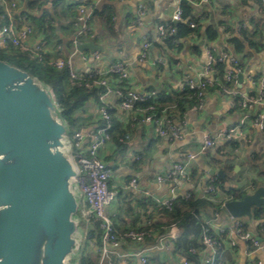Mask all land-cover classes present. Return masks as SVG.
<instances>
[{
  "label": "crops",
  "instance_id": "0c3cea01",
  "mask_svg": "<svg viewBox=\"0 0 264 264\" xmlns=\"http://www.w3.org/2000/svg\"><path fill=\"white\" fill-rule=\"evenodd\" d=\"M21 1V9L15 12L18 17L27 15L28 8L23 0ZM73 2L76 3V0H70L69 4ZM94 3L99 11L106 8L112 11L115 33L101 20H92L95 37L86 41H94L100 47H107L109 42L116 48L110 53L102 52L101 47L99 57H90L87 61L84 60L83 54H90V50H85L84 53L79 50L72 57L73 67L78 74H86L95 67L104 69L113 61L121 59L128 63L131 74L130 83L126 82L124 86L141 93L151 89L159 93L164 90L180 91L182 84L190 78H196L207 62V53L204 46L200 45V42L205 40L206 44L211 43L214 46L216 53L227 51L239 57L240 73L244 81L240 82L238 87L242 92L254 94L259 90V84L254 85L252 80L259 81L264 78V4L261 0H212L210 3H195L193 13L198 19V29L194 32L197 36L191 33L184 36L175 48H160L153 43L144 61L139 59L144 34L151 33L155 36L159 25L170 24L173 11L181 5L180 0H96ZM141 4L144 5L142 15ZM75 8L77 15V7ZM38 11L42 13V10ZM138 17L143 21L142 26L136 24ZM70 20V16H59L47 21L45 29H41L36 22L32 24L35 28L33 44L44 42L49 60L66 58L73 53L75 16L73 22ZM210 28L216 33L213 38L208 36ZM235 37L245 41L244 52L236 51L231 44V39ZM195 44H199L198 50L194 48ZM110 99L117 103L116 96ZM116 103L115 116L123 129L120 133V129L115 131L112 142L101 155L111 166V185L119 184L125 177L138 178V186L120 189L108 208L118 233L162 223L164 214L157 199L182 196L189 190H193L198 196L204 195L212 178L218 176L211 174V169L222 170L223 166H230L232 172L228 177V186L234 182L235 186L231 187L246 194L252 192L256 186L264 185V174L260 173L261 169L264 170V129L249 124L244 128V132L233 140L236 145L228 144L229 141L218 135L225 127H237L242 119V115L232 108L229 95L210 89L203 110L189 112L187 124L182 125L183 138L174 141L158 136L152 124L132 126L131 122H123L124 114ZM253 111H250L248 121L253 116L251 114L264 112V100ZM77 116L78 123H82L81 130L87 135L99 126L95 124V120L100 118L99 103L90 100ZM178 121L176 118L175 122ZM207 134L217 135L218 143L210 151H201ZM259 153L261 156L254 162ZM192 154L195 155L194 159L188 161L189 171L191 174L193 171L196 173L192 182H158L157 175L164 174L174 162L184 161ZM210 196L207 194V198ZM203 218L214 234H218L219 228H228L230 231L220 235L225 245L221 252L223 263L264 264V250L253 247L249 241L231 231L236 219L223 208L204 214ZM242 219L260 243H264V220L246 217ZM150 229L157 235L142 243L137 244L121 238L119 245L110 254L113 262L125 264L127 253L143 248L149 249V259L155 258L161 264H183L185 259H190L192 264H209L213 258V250L202 242L201 235L191 236L193 240L190 246L196 247L198 251L189 258L175 251L176 240L167 236L170 228L161 235L157 229ZM162 235L167 236L166 247L161 250L154 248L158 237ZM230 242L235 245L230 246ZM90 254L93 259L97 257L96 250ZM132 263L141 264L138 257L133 258Z\"/></svg>",
  "mask_w": 264,
  "mask_h": 264
},
{
  "label": "built area",
  "instance_id": "2783aa9c",
  "mask_svg": "<svg viewBox=\"0 0 264 264\" xmlns=\"http://www.w3.org/2000/svg\"><path fill=\"white\" fill-rule=\"evenodd\" d=\"M96 0H76L77 17L74 20L75 32L72 38L73 53L66 58H58L52 60L51 63L56 68L68 67L72 79L83 81L87 87H103V91L99 94V117L103 124L93 128L87 135L83 130H74L71 134L68 131V137L71 141L72 157L77 166L78 173L74 177V183L81 194L79 210L77 217L80 224L85 227L84 237H87V229L92 221L99 223L102 231L101 245L95 247L98 257L94 262L89 264H115L110 254L114 252L115 247L119 245L120 239L125 238L133 243H142L148 237H155L157 234L151 229L146 230H126L118 233L114 220L109 213V206L118 196L120 189H127L138 186L137 177H125L119 184H110L112 177L111 166L103 159L101 152L112 142L113 115L111 109L115 108L110 97H117V105L119 110L124 114L123 122H131L132 126L136 124H152L158 136L166 138L168 141L182 139L184 133L182 125L187 124L189 112L201 111L204 108L207 93L210 87L215 88L221 93L231 97V106L242 115L241 124L237 127H225L218 135L227 141L234 140L238 135L244 132V128L249 124L264 129V112H255L250 118V111L255 110L258 104L264 100V78L252 83L260 86L259 90L254 94L242 92L238 85L240 84L239 74L241 72L239 57L227 52L221 51L216 53L211 43L204 42L203 46L207 53L208 59L202 70L197 74L196 78H190L182 84L183 88L196 91V100L189 108L176 116L172 117L168 108L159 109L157 105L158 91L151 89L148 92L141 93L123 83H130L131 74L128 63L118 59L113 61L108 67L100 69L98 67L90 69L86 74L80 75L73 67L72 57L79 51L78 46L86 40L95 37V30L92 26V17L96 10ZM125 1V0H119ZM192 5L195 3H210L212 0H188ZM240 1V0H234ZM264 4V0H261ZM19 0H0V48H6L11 44L29 48L37 53L45 52V43H34L35 28L26 21V16L18 17L15 12L20 10ZM141 15L144 11V5H140ZM183 7L178 5L172 13L171 22L168 25L161 24L158 26L156 35L152 41L149 40L148 34H144L141 53L139 59L144 61L149 54L153 41H162L176 31L175 22L183 19ZM140 15V17H141ZM138 17L136 24L142 26L143 21ZM192 28L198 29L197 23L192 22ZM191 35H196L192 32ZM197 36V35H196ZM84 53V52H83ZM100 51L96 50L90 54H83V58L87 61L90 57H99ZM225 62L226 76L224 80L218 78V71L215 64ZM237 98H239L237 100ZM160 112V114H158ZM254 112V111H253ZM179 120L177 123L175 119ZM218 143L217 135L207 134L202 142L201 151H210L215 148ZM195 155H188L184 161L174 162L170 168L161 175H157L160 183L168 182H192V175L189 171L188 161L194 159ZM139 158V157H137ZM218 176L212 178L207 190L201 197H207L216 193V182ZM186 197H190L191 193L186 192ZM176 196H170L166 199H157L161 205L172 207ZM224 209V203L222 204ZM246 222L242 218L236 219L231 231L241 238L250 242L253 247L264 250V243H260L258 238L246 227ZM167 236L177 240L182 231L178 226L173 225ZM212 228L204 227L201 238L202 242L210 247L213 251V258L209 264H226L218 262L217 257L224 250V243L220 239V235H224L228 228H219L218 234L211 232ZM167 236H159L154 248L164 249L165 239ZM234 246V242L229 243ZM148 248L127 253L125 255V264H133L132 259L138 257L141 264H149ZM191 254H196V247L190 248ZM116 252V251H115ZM75 264H80L76 262ZM183 264H192L190 259H185Z\"/></svg>",
  "mask_w": 264,
  "mask_h": 264
},
{
  "label": "water",
  "instance_id": "95a60500",
  "mask_svg": "<svg viewBox=\"0 0 264 264\" xmlns=\"http://www.w3.org/2000/svg\"><path fill=\"white\" fill-rule=\"evenodd\" d=\"M78 49L101 47L89 41ZM239 79L244 81L241 73ZM72 152L50 89L0 59V264H74L81 248V194ZM210 173L227 179L221 169ZM254 207H264V185L224 202L235 219H252Z\"/></svg>",
  "mask_w": 264,
  "mask_h": 264
},
{
  "label": "trees",
  "instance_id": "16d2710c",
  "mask_svg": "<svg viewBox=\"0 0 264 264\" xmlns=\"http://www.w3.org/2000/svg\"><path fill=\"white\" fill-rule=\"evenodd\" d=\"M69 1L70 0H23L27 8L30 9L31 7L36 8L37 10H42L39 22V27L41 29H45L47 21L49 22L50 20L59 16L64 18H66V16H70L72 20H70V22H73L74 16L75 18L77 17L76 12L74 11V8L77 7V2L69 4ZM48 3H51V7L55 8V11L52 15H49L50 7H47ZM180 3L183 7L184 13L183 19L175 23L176 31L162 40L163 42L153 41L154 45L160 48H164V46L168 48H175L177 47V43L181 38L194 31H197L190 25L192 22L196 23L198 21L193 13V5L191 2L186 0H180ZM96 19L101 20L106 26L110 28L112 33H115L113 28V13L110 9L106 8L102 11L96 9L92 20ZM208 36L210 38L215 37V31L210 28L208 31ZM148 37L152 40L151 33H148ZM244 37L245 39L247 38V36ZM250 43L255 45L253 42ZM231 44L234 46L236 51L244 52L245 41L241 38L235 37L231 39ZM194 48L198 50L200 48L199 44H195ZM0 59H3L28 71L31 75L40 79L41 82L50 89L54 102L56 103L69 132L70 130H81L80 126L82 123H78L79 116H77V114L83 111L90 100H94L99 103V94L103 91V87H87L83 81L72 79L70 75V69L68 67L61 69L56 68L51 63L52 60H49L46 52L40 54L32 49L11 44L6 48H0ZM215 68L218 71V78L224 80L227 68L225 62H218L215 64ZM123 85H125V83H123ZM210 89L215 88L210 87L209 90ZM238 99L239 98H237V100ZM195 100L196 91L192 89L183 88L180 91L164 90L160 93L158 92L157 105L159 109L168 108V111L170 114H172V117H175L177 114L185 112L189 106L195 102ZM111 113L113 115L112 135L114 136L117 129H120V133L123 128L115 116L116 108L111 109ZM158 114H160V112H158ZM95 124L100 126L103 124V121L98 118L95 120ZM231 143L236 145L233 140L228 142V144ZM260 156V153L257 154L255 156L254 162L257 161ZM222 170L226 173L227 179L224 180L219 177V180L215 183L217 190L215 194H212L213 196L211 195L209 198L201 197L195 194L193 190H189L191 196H177L171 208L164 205L161 206L164 214V221L162 223H154L150 227L145 225L140 229L146 230L154 228V230L157 229L161 235L162 233L167 232V230L173 225L178 226L182 230V234L175 241V251H179L182 254L187 255L189 258H192L193 255L189 251L192 247L190 245L192 244L193 240L191 236L202 235L204 227H210V225L207 224L203 218L204 214H209L211 211L217 212L222 208V204L225 201L231 199H242L246 195L245 192H240L233 189L231 186H226V182L228 181V177L232 172V168L225 165L223 166ZM260 173L264 174V170L261 169ZM195 174L196 173L193 171L191 174L192 177H195ZM253 219L264 220V207L253 208ZM91 224L93 228L90 229L88 227V236L86 238H84V236L82 237L81 234V237L79 236L81 240V248L77 259L80 264H89L94 262L93 257H91L89 253L84 254V244H91L93 248L101 245L102 231L99 228V223L97 221H92ZM83 225V223L80 224L81 230ZM221 257V254L218 255V262H222ZM155 263L161 264L160 262H157L155 258L149 259V264Z\"/></svg>",
  "mask_w": 264,
  "mask_h": 264
},
{
  "label": "rangeland",
  "instance_id": "374dc122",
  "mask_svg": "<svg viewBox=\"0 0 264 264\" xmlns=\"http://www.w3.org/2000/svg\"><path fill=\"white\" fill-rule=\"evenodd\" d=\"M20 1V3H22V1L21 0H19ZM23 5V4H22ZM54 11H55V8L54 7H50L49 8V15H52L53 13H54ZM27 14V15H26ZM26 21L27 22H29L30 24H33V23H37V24H39V22H40V13H39V11L36 9V8H31L30 7V9L28 8V9H26ZM156 35V34H155ZM153 37H155V36H153L152 35V40L154 39ZM150 41H152L151 39H149ZM152 46H153V43H152ZM102 47V52H113V51H115V48H116V46L115 45H113V44H111V43H109V42H107V47H105L104 45L103 46H101ZM239 113V112H238ZM235 114H237V112H235ZM239 125L241 124V121L238 123ZM70 133L72 134L73 133V130H70ZM219 139H221V138H219ZM231 186L232 187H234L235 186V183L234 182H231ZM89 228L90 229H92L93 227H92V224H90L89 225ZM85 225H83L82 226V230L80 229V231H79V233L77 234V236H78V238L80 239V234L82 235V237L84 236L83 235V233L85 232ZM80 236V237H79ZM84 238H86V237H84ZM138 244V243H137ZM136 245V244H135ZM95 251V249L91 246V244H89V245H83V252H84V254H90V253H93ZM78 254L79 253H77L76 255H75V257H74V261H73V263L75 264L76 262H78V259H77V257H78ZM91 255V254H90ZM97 257H98V255H97ZM96 257V258H97ZM95 258V259H96ZM94 259V260H95Z\"/></svg>",
  "mask_w": 264,
  "mask_h": 264
}]
</instances>
